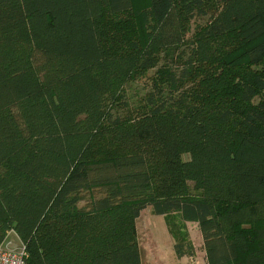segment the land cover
I'll use <instances>...</instances> for the list:
<instances>
[{"label": "trees", "instance_id": "trees-1", "mask_svg": "<svg viewBox=\"0 0 264 264\" xmlns=\"http://www.w3.org/2000/svg\"><path fill=\"white\" fill-rule=\"evenodd\" d=\"M148 207L179 259L195 223L206 264H264V0H0V246L142 264Z\"/></svg>", "mask_w": 264, "mask_h": 264}, {"label": "rangeland", "instance_id": "rangeland-1", "mask_svg": "<svg viewBox=\"0 0 264 264\" xmlns=\"http://www.w3.org/2000/svg\"><path fill=\"white\" fill-rule=\"evenodd\" d=\"M134 9L138 12L149 6V0H132ZM133 29L137 36L144 35L140 19L136 17ZM132 101L135 96L141 97L144 94V86L134 83L128 89ZM196 250L195 257H184L179 259L174 251V239L170 235L166 219L162 215H155L152 208L148 207L137 221L139 244L142 253V264H206V254L203 247V239L198 226L195 223L186 225ZM15 237V234H12ZM13 249L20 248V242L12 238L8 240L7 246Z\"/></svg>", "mask_w": 264, "mask_h": 264}, {"label": "built area", "instance_id": "built-area-1", "mask_svg": "<svg viewBox=\"0 0 264 264\" xmlns=\"http://www.w3.org/2000/svg\"><path fill=\"white\" fill-rule=\"evenodd\" d=\"M7 243L0 246V264H25L26 252L24 245L20 242V248L13 249L10 245L7 246Z\"/></svg>", "mask_w": 264, "mask_h": 264}, {"label": "crops", "instance_id": "crops-1", "mask_svg": "<svg viewBox=\"0 0 264 264\" xmlns=\"http://www.w3.org/2000/svg\"><path fill=\"white\" fill-rule=\"evenodd\" d=\"M137 221H138V220H137ZM187 224H189V223H187ZM10 234H11V233H10ZM11 236H12V235H11ZM13 237H14V236H12L11 239H9V241H12V238H13ZM14 238L17 239V240L20 242V240H19V238L16 236V234H15V237H14ZM7 242H8V241H7ZM7 242H6V243H7Z\"/></svg>", "mask_w": 264, "mask_h": 264}]
</instances>
